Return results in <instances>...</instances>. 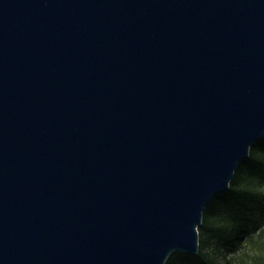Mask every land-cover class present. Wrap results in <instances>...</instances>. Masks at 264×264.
I'll list each match as a JSON object with an SVG mask.
<instances>
[{"label": "water", "instance_id": "water-1", "mask_svg": "<svg viewBox=\"0 0 264 264\" xmlns=\"http://www.w3.org/2000/svg\"><path fill=\"white\" fill-rule=\"evenodd\" d=\"M264 138V0H0V264L198 254Z\"/></svg>", "mask_w": 264, "mask_h": 264}, {"label": "trees", "instance_id": "trees-1", "mask_svg": "<svg viewBox=\"0 0 264 264\" xmlns=\"http://www.w3.org/2000/svg\"><path fill=\"white\" fill-rule=\"evenodd\" d=\"M264 183V138L255 142L248 159L240 162L228 191L217 194L204 210L198 228V254L173 252L166 264H216L205 251L213 243L229 253L243 239L264 230V194L257 187Z\"/></svg>", "mask_w": 264, "mask_h": 264}, {"label": "rangeland", "instance_id": "rangeland-1", "mask_svg": "<svg viewBox=\"0 0 264 264\" xmlns=\"http://www.w3.org/2000/svg\"><path fill=\"white\" fill-rule=\"evenodd\" d=\"M257 191L264 194V183L258 185ZM205 251L216 264H264V230L243 239L237 249L231 253L226 249H217L213 243L208 244Z\"/></svg>", "mask_w": 264, "mask_h": 264}]
</instances>
